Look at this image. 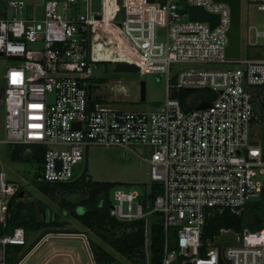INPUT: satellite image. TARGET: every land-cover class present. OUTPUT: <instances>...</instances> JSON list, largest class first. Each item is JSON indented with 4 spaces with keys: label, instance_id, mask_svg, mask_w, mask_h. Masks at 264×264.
Masks as SVG:
<instances>
[{
    "label": "built area",
    "instance_id": "obj_1",
    "mask_svg": "<svg viewBox=\"0 0 264 264\" xmlns=\"http://www.w3.org/2000/svg\"><path fill=\"white\" fill-rule=\"evenodd\" d=\"M247 4L264 13V0ZM191 6L217 15L219 24L212 29L209 22L189 21ZM96 16L92 0H0V58L12 62L0 75V146L11 153L22 147L30 152L26 158L44 149L35 180L48 183L81 177L90 147L131 152L149 164L152 184L144 194L117 186L110 215L145 222L147 258V224L152 230L160 218L162 264H264V228L243 234L222 229L204 239L210 218L240 215L264 192V138H254L264 129V28L242 24V56L231 60L226 3L102 0L101 20ZM109 50L121 60L102 59ZM105 61L163 75L164 103L154 111H126L123 101L96 97L95 74ZM200 90L217 98L189 97L185 108L178 94ZM204 102L209 107L198 110ZM156 184L162 192L154 198ZM23 188L0 169L1 223ZM26 243L22 228L0 237V264L7 246Z\"/></svg>",
    "mask_w": 264,
    "mask_h": 264
},
{
    "label": "trees",
    "instance_id": "obj_2",
    "mask_svg": "<svg viewBox=\"0 0 264 264\" xmlns=\"http://www.w3.org/2000/svg\"><path fill=\"white\" fill-rule=\"evenodd\" d=\"M185 100L207 97L214 101L217 95L209 90L180 92ZM24 148H15L11 156L20 158ZM41 170L44 160V149H34L31 158ZM34 187L42 195L56 200L61 195L60 209L69 218L74 219L86 230L95 234L102 243L110 247L109 252L102 244L90 240L89 246L95 264H123L117 255L132 264H147L145 222L125 223L110 215L112 191L120 186L111 182L94 181L88 174L87 163L81 177L68 183H48L33 181ZM24 191L23 189L21 192ZM20 192V193H21ZM160 185H154L153 197L160 194ZM18 193L10 202L8 217L5 223L0 222V237L11 235L18 228L24 229L27 243L23 246L9 245L6 248L5 264H20L27 255L48 235L78 234L72 230L70 222L62 214L51 209L41 200L20 198ZM28 198V197H26ZM264 228V192L260 199L250 202L240 215L224 212L207 221L205 240H212L222 229L233 230L243 234L246 231L257 232ZM36 235V236H35ZM33 240H31L32 237ZM165 248V233L161 219L157 218L152 225L150 236V264H162Z\"/></svg>",
    "mask_w": 264,
    "mask_h": 264
},
{
    "label": "rangeland",
    "instance_id": "obj_3",
    "mask_svg": "<svg viewBox=\"0 0 264 264\" xmlns=\"http://www.w3.org/2000/svg\"><path fill=\"white\" fill-rule=\"evenodd\" d=\"M158 1V0H156ZM264 13L257 10V8L249 7L247 0H243V24L246 26L248 22L257 26L259 29L264 28ZM104 30V29H103ZM104 32V31H103ZM108 34V33H107ZM159 41H165L162 33L159 35ZM129 47L128 44H126ZM102 59L106 60H121L118 56V51L103 52ZM9 60H2L0 58V75L5 69L11 65ZM116 63L105 61L101 64V69L95 74L97 81L95 84L94 95L103 98L104 101L112 102L117 100L123 101L119 106L126 111H154L165 101L166 80L163 75H140L139 73H115L114 67ZM142 81L146 82L147 96L146 101L141 102V85ZM116 105V104H115ZM258 135L254 136L258 141H263L264 129L259 127ZM142 155L150 158L151 154L144 149H141ZM11 148L5 145L0 146V169L6 173L9 183H18L23 186L25 191V199L41 200L51 209L62 214L70 222L72 230L79 232L75 235H84L86 238L74 236V234L63 235H48L52 240L62 242V246L77 250L73 256L69 255L73 264H95L94 259L91 258V250L89 248V241L94 240L102 244L109 252L114 251L92 232L86 230L79 225L74 219L69 218L67 214L62 213L60 209V202L62 196L59 195L56 200H52L41 193L34 187L36 174L38 173V166L33 159L27 160L26 157L30 155L28 150H23L22 155L18 159H14L11 155ZM88 174L94 181L111 182L120 185L125 191L132 189L140 194L145 193V187L152 184L150 176V166L143 162L137 155L126 152L118 147L98 146L90 147L88 149L87 157ZM28 197V198H26ZM148 235L150 236L151 224H147ZM36 236V235H35ZM45 237V238H46ZM34 236L31 238L33 240ZM44 238V239H45ZM55 238V239H53ZM43 239V240H44ZM88 243H87V240ZM49 243V242H48ZM61 246L59 244H56ZM149 245V244H148ZM148 252V251H147ZM66 254V253H64ZM119 262L123 264H132L128 260L117 255ZM79 261V262H77ZM30 264H40L33 259ZM147 264H150V258H147Z\"/></svg>",
    "mask_w": 264,
    "mask_h": 264
},
{
    "label": "water",
    "instance_id": "obj_4",
    "mask_svg": "<svg viewBox=\"0 0 264 264\" xmlns=\"http://www.w3.org/2000/svg\"><path fill=\"white\" fill-rule=\"evenodd\" d=\"M220 3H226L231 8V27L228 32L229 44L226 49V57L231 60H238L242 56V24H243V0H214ZM92 12L95 13L96 19L101 20L99 14L102 12V0H92ZM189 21L209 22L211 28L219 24V17L208 13L201 7L191 6L188 8ZM10 60H20L18 57H10ZM115 73H139V68L130 63H117L114 68ZM141 85V102L146 101L147 88L146 82L142 81ZM89 99L92 100V86L89 87ZM209 107L207 102L202 103L198 110ZM257 145V143H253ZM25 191H22L20 198L25 197Z\"/></svg>",
    "mask_w": 264,
    "mask_h": 264
},
{
    "label": "crops",
    "instance_id": "obj_5",
    "mask_svg": "<svg viewBox=\"0 0 264 264\" xmlns=\"http://www.w3.org/2000/svg\"><path fill=\"white\" fill-rule=\"evenodd\" d=\"M63 235V234H62ZM69 234H65L67 236ZM60 236V235H59ZM83 238H86L84 235H75ZM51 237H46L42 240L30 253L25 257V259L20 264H30L33 259H36V262H40V264H73L69 255L73 256L76 254L78 257L77 250L74 248H66L62 246V242L60 241H53L51 242ZM55 239V238H53ZM87 240V239H86ZM49 242V243H48ZM88 243V240H87ZM59 244L61 246H58ZM89 244V243H88ZM90 248V247H89ZM66 253V254H64ZM92 254V253H91ZM79 258V257H78ZM93 259V255H91ZM79 262V261H77Z\"/></svg>",
    "mask_w": 264,
    "mask_h": 264
}]
</instances>
